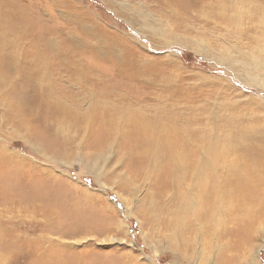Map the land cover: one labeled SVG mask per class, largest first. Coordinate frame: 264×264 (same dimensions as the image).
Instances as JSON below:
<instances>
[{"label":"rangeland","instance_id":"1","mask_svg":"<svg viewBox=\"0 0 264 264\" xmlns=\"http://www.w3.org/2000/svg\"><path fill=\"white\" fill-rule=\"evenodd\" d=\"M4 1L17 18L36 13L33 38L51 27L80 38V19L84 27L99 26L95 31L103 37L126 39L138 74L123 82L149 89L137 94L145 99L139 104L142 112L164 101L156 112L198 109L209 126L226 117L264 124L258 119L264 118V15L250 16L249 6L243 12L239 0H231L232 9L226 4L224 18L208 7L203 9L206 18L197 8L186 10L183 0H173L174 11L154 0H60L55 8L53 0ZM48 16L56 17L54 22ZM80 58L99 74L114 69L106 61L96 67L90 57ZM226 131H217L220 144ZM11 139L0 135V145L16 154L13 163L0 162V264H219L216 249L226 235L217 241L218 236L195 224L176 236L171 229L147 223L151 212L144 213L155 201V179L145 164L129 166L117 147L90 157L75 151L66 160L42 157L21 138ZM163 176L177 180L179 173L174 177L166 171ZM223 219L216 211L213 222ZM235 253L229 264H264V226L257 228L249 250Z\"/></svg>","mask_w":264,"mask_h":264},{"label":"bare ground","instance_id":"2","mask_svg":"<svg viewBox=\"0 0 264 264\" xmlns=\"http://www.w3.org/2000/svg\"><path fill=\"white\" fill-rule=\"evenodd\" d=\"M154 1L170 11L175 8L173 0ZM183 1L187 3L186 10L197 8L205 18L203 9L207 7L215 9L213 15L218 18L227 16V5L234 8L231 0ZM53 2L55 8L60 0ZM236 2L250 16L264 15V0ZM35 15L19 14L17 18L13 7L0 0L3 139L21 138L28 150H38L42 157L50 154L54 159L66 160L75 151L90 157L115 146L127 155L129 166L145 164V170L155 179L151 185L155 201L144 213L151 212L147 221L151 227L162 225L177 236L197 224L205 227L208 235L218 236L217 241L226 235L227 239L216 249L219 264L235 261V252L240 248L249 250L257 228L264 226V124L226 117L209 126L198 109L188 111L184 107L186 113L171 115L156 112L155 108L164 107V101L153 104L152 111L142 112L139 104L145 99L137 94L141 89L149 93V89L123 82L136 79L138 74L133 71L136 60L131 57L132 48L127 49L126 39L119 36L116 41L115 34L98 35L95 29L99 26L84 27L80 19L76 21L80 38L54 27L42 29L33 38L32 21H39ZM236 17L242 20L243 14ZM47 18L54 22L56 17ZM260 31L264 34V29ZM25 40L26 50L22 46ZM117 46L118 55L114 54ZM80 56L90 57L95 66L106 61L114 69L96 73ZM256 105L262 108L259 103ZM258 119L264 122V118ZM221 128L227 129L224 144L217 138ZM15 156L6 145H0L1 163L7 165ZM166 171L174 177L178 172V179L162 180ZM216 211L226 219L213 222ZM114 230H119V224Z\"/></svg>","mask_w":264,"mask_h":264}]
</instances>
